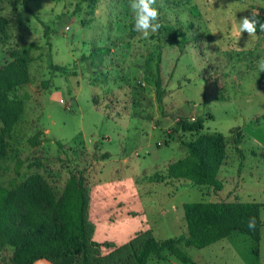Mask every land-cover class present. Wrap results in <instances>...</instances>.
Segmentation results:
<instances>
[{"label": "rangeland", "instance_id": "374dc122", "mask_svg": "<svg viewBox=\"0 0 264 264\" xmlns=\"http://www.w3.org/2000/svg\"><path fill=\"white\" fill-rule=\"evenodd\" d=\"M153 7L162 24L187 37L182 51L165 31L147 38L134 31L130 0H0V68L29 52L31 79L11 94L28 99L0 161V185L14 189L13 182L40 177L58 198L71 176L83 175L89 228L104 255L140 236L187 234V203L255 202L263 223L258 256L240 233L201 250L179 248L194 264H264V72L257 63L264 32L238 31L242 17L261 14L264 0H156ZM100 47L110 52L91 58ZM181 118L205 119L204 130L177 131ZM213 134L227 146L221 191L147 182L186 157L187 142ZM12 255L13 248L4 251L0 264H14ZM164 255L149 264H183Z\"/></svg>", "mask_w": 264, "mask_h": 264}, {"label": "trees", "instance_id": "16d2710c", "mask_svg": "<svg viewBox=\"0 0 264 264\" xmlns=\"http://www.w3.org/2000/svg\"><path fill=\"white\" fill-rule=\"evenodd\" d=\"M96 3L98 0H92ZM27 11L30 10L27 8ZM257 19L264 21V8ZM161 23L160 18L158 17ZM158 30L165 31L182 51L188 44L184 33L161 23ZM257 27V33H260ZM107 47L95 48L91 58L101 59L108 54ZM30 54L26 52L0 68V161L7 158L9 138L25 112L27 96L18 98L11 94L30 83ZM52 69L67 73L66 68L52 65ZM160 101L165 92L161 80H157ZM203 118H181L176 129L182 133H200L204 130ZM242 138L238 132L236 143ZM35 138L33 143L36 142ZM188 154L171 163L164 172L148 176V183L172 180L189 181L193 186L210 187L221 191L223 183L219 171L226 157V141L220 134L203 135L187 142ZM241 154V151L238 150ZM105 154L103 159L109 158ZM20 163L16 172H19ZM14 189L0 185V259L4 251L13 248L14 264H34L48 260L52 264H149L152 256L165 259L169 252L183 264H194L180 248L205 249L234 233L250 237L255 242L254 254H258L261 242V205L255 202H198L184 205L187 234L158 241L142 237L123 246L120 251L104 255L102 245L93 240L88 222L90 198L83 175L71 176L57 198L50 184L40 177H30L23 184L13 182ZM251 218L254 228H249Z\"/></svg>", "mask_w": 264, "mask_h": 264}, {"label": "clouds", "instance_id": "9594fccd", "mask_svg": "<svg viewBox=\"0 0 264 264\" xmlns=\"http://www.w3.org/2000/svg\"><path fill=\"white\" fill-rule=\"evenodd\" d=\"M156 0H130V8L134 13V31L142 33L147 38L150 32H156L162 25L158 20L159 11L155 5ZM257 13H251L250 16L242 17L238 23V31L240 34L247 33L248 37L255 38L257 27L264 32V22L257 19ZM259 72H264V57L258 62ZM255 219L251 218L248 227L254 228Z\"/></svg>", "mask_w": 264, "mask_h": 264}, {"label": "crops", "instance_id": "0c3cea01", "mask_svg": "<svg viewBox=\"0 0 264 264\" xmlns=\"http://www.w3.org/2000/svg\"><path fill=\"white\" fill-rule=\"evenodd\" d=\"M232 236V235H231ZM230 236V237H231ZM229 238V237H228ZM94 239H95V241H98L99 242V240H98V231H95V234H94ZM227 239V238H226ZM225 240V239H224ZM223 241V240H222ZM101 243V242H100ZM216 244V243H215ZM214 245V244H213ZM212 246V245H211ZM225 248L226 247H223L222 249L223 250H225ZM254 254V253H253ZM255 255H257L258 256V254H255ZM34 264H52L51 262H49L48 260H39V261H37V262H35Z\"/></svg>", "mask_w": 264, "mask_h": 264}, {"label": "built area", "instance_id": "2783aa9c", "mask_svg": "<svg viewBox=\"0 0 264 264\" xmlns=\"http://www.w3.org/2000/svg\"><path fill=\"white\" fill-rule=\"evenodd\" d=\"M192 120H194V119H192Z\"/></svg>", "mask_w": 264, "mask_h": 264}]
</instances>
